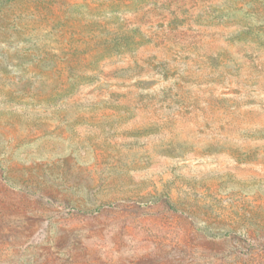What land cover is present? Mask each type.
Segmentation results:
<instances>
[{
	"label": "rangeland",
	"instance_id": "1",
	"mask_svg": "<svg viewBox=\"0 0 264 264\" xmlns=\"http://www.w3.org/2000/svg\"><path fill=\"white\" fill-rule=\"evenodd\" d=\"M0 264H264V0H0Z\"/></svg>",
	"mask_w": 264,
	"mask_h": 264
}]
</instances>
